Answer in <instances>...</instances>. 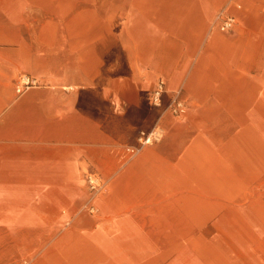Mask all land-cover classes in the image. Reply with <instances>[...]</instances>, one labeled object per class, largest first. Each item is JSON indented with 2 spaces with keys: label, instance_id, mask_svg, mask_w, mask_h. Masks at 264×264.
I'll return each mask as SVG.
<instances>
[{
  "label": "crops",
  "instance_id": "obj_1",
  "mask_svg": "<svg viewBox=\"0 0 264 264\" xmlns=\"http://www.w3.org/2000/svg\"><path fill=\"white\" fill-rule=\"evenodd\" d=\"M233 1L235 28L209 29ZM85 13L3 29L0 264H264V0H132L119 28ZM159 76L190 106L126 159Z\"/></svg>",
  "mask_w": 264,
  "mask_h": 264
},
{
  "label": "rangeland",
  "instance_id": "obj_2",
  "mask_svg": "<svg viewBox=\"0 0 264 264\" xmlns=\"http://www.w3.org/2000/svg\"><path fill=\"white\" fill-rule=\"evenodd\" d=\"M131 1L0 0V46L3 29H69L67 26L80 29L82 27L83 17L85 18L86 16V13L82 14L85 10L96 11L100 9L103 14L110 15V20L114 21L116 27L119 28V21L129 13ZM208 28L211 29L210 22ZM216 132L218 133L217 136L225 135V130L221 129H218V131L202 130L203 135ZM26 262L28 263V260Z\"/></svg>",
  "mask_w": 264,
  "mask_h": 264
},
{
  "label": "built area",
  "instance_id": "obj_3",
  "mask_svg": "<svg viewBox=\"0 0 264 264\" xmlns=\"http://www.w3.org/2000/svg\"><path fill=\"white\" fill-rule=\"evenodd\" d=\"M230 7L240 8L241 5L238 2L233 1L228 6H223L216 10L211 21V29L219 31H229L234 29L237 24V17ZM39 84L35 77H31L27 74H20L16 84V90L21 91L30 86ZM166 94V96H165ZM149 105L157 109V112L153 118L150 126L146 128H140L135 135V142L125 145L122 149L124 158L129 159L137 155L144 146L157 143L161 141L165 134V118L172 116L179 118L187 112L188 102L182 95L181 88L168 92L166 89V82L164 77H157L153 88L147 97ZM89 190L92 194L101 191L104 180L97 174L91 172L86 177ZM88 211L94 212L95 208L90 203L83 205ZM26 260H20L15 264H26Z\"/></svg>",
  "mask_w": 264,
  "mask_h": 264
}]
</instances>
